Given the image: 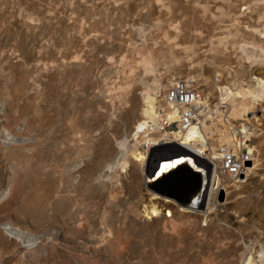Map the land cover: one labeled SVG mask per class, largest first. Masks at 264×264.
Returning <instances> with one entry per match:
<instances>
[{
	"label": "rangeland",
	"instance_id": "rangeland-1",
	"mask_svg": "<svg viewBox=\"0 0 264 264\" xmlns=\"http://www.w3.org/2000/svg\"><path fill=\"white\" fill-rule=\"evenodd\" d=\"M263 25L264 0H0V264H188L196 251L227 253L225 262L247 250L258 256ZM177 80L205 99V124L224 131V118L233 131L244 129L233 151L246 152L249 165L234 185L219 188L207 214L145 187L143 144L180 132L176 120L120 150L143 121L147 94L157 92L144 109L165 122L164 92ZM222 88L232 92L233 114L219 106ZM241 104L247 112L239 117ZM219 137L207 134L215 155L226 147ZM121 151L125 168L108 187ZM92 162L96 173L85 175ZM123 233L139 234L134 258ZM86 236L103 242L84 251Z\"/></svg>",
	"mask_w": 264,
	"mask_h": 264
},
{
	"label": "bare ground",
	"instance_id": "bare-ground-1",
	"mask_svg": "<svg viewBox=\"0 0 264 264\" xmlns=\"http://www.w3.org/2000/svg\"><path fill=\"white\" fill-rule=\"evenodd\" d=\"M262 29H264V25H263ZM260 35L264 36V31H262L260 33ZM255 81H256V83L259 84V82L261 80L256 79ZM260 86H262V85H260ZM231 93L232 92H228L227 89H224V88L220 89L219 106L222 107V108L229 107L230 112L233 114V113H235V112H233V109H232V101H233L234 97L231 95ZM149 94H147V97H146L145 101H143L140 104V106H141L140 107V111H141L140 118L143 121H141L140 123H138L135 126L132 138L130 140H126V141L122 142L123 145L121 144L120 150H123V147H124L125 144H128L129 142H132V139H135V137L138 134L142 133L143 131H145V130H147V131L150 130V132L152 130L153 131H158V130L163 129V126H166L169 122L174 123L175 120H176V122L178 121V109H175V108H172V107L168 106L170 111L168 110L169 112L167 111L168 113L167 114L165 113L166 114L165 115L166 119L164 120L165 122H162V124L157 123V121H156L157 116L155 117L153 115L152 107L150 109H146V108L144 109V107H146V106H144L146 101H148V104H150L151 101L155 98L157 92H152L151 93L152 97H150ZM257 95H258L257 97H260L259 96L260 94H257ZM205 104H206L205 99H203L201 102H196L194 104V107H193L194 114L192 115V118L190 120V123H189L188 127H186L183 130H181V128L179 127L180 132L172 133V134H170L169 137H166L163 140L160 139L158 141V143H155V140H149L148 142L143 144V147L146 148V150H148V152H150L149 160H148L147 177H146L144 183L150 184V183H152V181H154L156 179L159 180L160 178H162V176H165L169 171H171V169H176V168L184 167V166L187 165L194 172V175H196L198 185H197V189L196 190H194L188 197L184 198L183 201L186 203V205H184V207H182V208H184V209H186L188 211H191V210H202V211H204V214H207V213L211 212L210 207H212V206L210 204V199H212L214 201L215 198L217 197V195L219 194V190H217L218 186L221 183H222L223 187L224 186L227 187V185L229 186L231 184L234 185V183L237 182V180L239 179V176H232L231 178L227 177L228 179L220 177V174L218 173L217 164H216V160L220 159V155L219 156L215 155V152L212 149L213 147L212 148L208 147V145L206 143L207 134L212 133V131L214 130L215 133L219 134V136H220L219 140L222 143L226 144V147H223V149L227 150V151H230L231 153H234L233 148H235V144H236L235 143V139H234V135L236 133H239V132H244V129H242L241 131L240 130L236 131V132L233 131V128L229 125L227 120L224 119V118L222 119V124H223V126L225 128L224 131L223 130L222 131L219 130L217 128V125L213 124L212 122L209 125H208V123L205 124L206 123L205 120H206L207 114H208V111H207V108H206ZM240 110H241V112L240 113L238 112L239 113V115H238L239 117H241L242 114H245L247 112L246 105L245 104H243V105L241 104ZM144 139H145V137H144ZM175 147L182 149L181 151H179V154H176V155L172 154V155H167V156L159 155L158 157H155V155L153 154L154 151L164 150V148H166V149L167 148H172L173 149ZM245 154H246V152H245ZM119 155L120 156L117 159V164H116L117 166L114 167V168H111L109 170V173H107L108 182H109L108 183V187L113 185V183H114L113 178L115 177L114 175L116 173H118V169H121V168L124 169L125 168V165H123V164H125L123 160H122L121 163H119V161L123 157V152L121 151V153ZM132 157H133V154H132ZM136 159H138V158H136ZM144 159L145 158L142 157V156L139 157L140 161H142ZM140 161H138V162H140ZM89 167L90 168L88 169L87 173L85 172V175L89 174V175L93 176L96 173L95 163L92 162V164ZM75 168H77V167H74V169L71 170L72 174L75 173ZM154 168H155V171L153 172ZM107 193H106V196L108 198ZM1 197H2V195H1ZM214 203L215 202H212V204H214ZM217 205H221V204H217ZM217 208H218V206H217ZM153 213H155V212L152 211V215H154ZM150 215H151V213H150ZM118 221H120V220H118ZM118 223L119 222H117V224ZM65 226H66V224H65ZM67 227H69V226H67ZM113 229H111V230H113ZM115 229L119 230V226L118 225L115 226ZM6 230L9 231L10 229L8 228ZM103 232H104V230H103ZM121 233H122V229H121ZM123 234L127 235L126 233H123ZM120 236H122V235H120ZM91 237L89 239V237L86 236L85 240H88V242L86 244L81 243V244H84L83 245V248L85 249L84 251H86V249L88 247H91L94 250V249H96L97 245L99 244V239L98 238H97L98 239L97 240L96 238H91ZM108 237H111V236H108ZM138 237H139V234L138 235H134V236H132V234H129V235H127V237L125 239L128 247L132 249V251H129V252H131V254H128L129 256L133 255V252L137 251L135 249H140L138 247V245H137ZM94 239L97 240L98 244L95 242ZM148 240H145V241L148 242ZM101 242H103V241H101ZM101 242H100L99 245H101ZM103 244H105V243H103ZM149 244H150V242H149ZM79 246H80V244H79ZM100 249H102V248H100ZM193 253H195V252H193ZM130 257H133V256H130ZM229 257H231V256H229L227 253H223V252L222 253H218L216 251H212V252L196 251L194 256L187 257L189 259L186 260V261L188 262V264L189 263L190 264H195L196 261H194V260H198V259H201L199 264H213L212 262H214V261H217V263L220 262L221 264H264V247L260 250V253H259L258 256H255V252L254 251L247 250V251H244L238 257V259H237V257H234L233 259L229 260L228 262H225L224 260L228 259ZM163 258H165V257H163ZM132 260H137V259H132ZM164 260H162V262ZM152 261H154V260H152ZM168 264H174V262L173 263H168Z\"/></svg>",
	"mask_w": 264,
	"mask_h": 264
},
{
	"label": "built area",
	"instance_id": "built-area-1",
	"mask_svg": "<svg viewBox=\"0 0 264 264\" xmlns=\"http://www.w3.org/2000/svg\"><path fill=\"white\" fill-rule=\"evenodd\" d=\"M200 100V94L189 81L177 80L169 82L164 92V103L169 107L178 109V121L176 123L181 130L189 126L194 114V104L200 102ZM218 152L217 155H220V159L216 160V164L221 178H231L232 176H240L245 173L244 164L249 158L244 151L236 155L224 150L222 147ZM221 187H223L222 183L217 190L220 191L219 188Z\"/></svg>",
	"mask_w": 264,
	"mask_h": 264
},
{
	"label": "water",
	"instance_id": "water-1",
	"mask_svg": "<svg viewBox=\"0 0 264 264\" xmlns=\"http://www.w3.org/2000/svg\"><path fill=\"white\" fill-rule=\"evenodd\" d=\"M175 151H181V148H174ZM245 165H249L246 163ZM155 171V168L153 172ZM241 179V176H239ZM146 184V188L151 192L157 193L160 197L174 201L179 206L184 207L186 203L183 201L194 190L197 189V177L187 165L184 167L171 169L165 176L159 180H154L150 184Z\"/></svg>",
	"mask_w": 264,
	"mask_h": 264
}]
</instances>
